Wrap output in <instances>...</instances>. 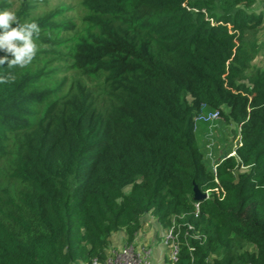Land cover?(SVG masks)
Segmentation results:
<instances>
[{
	"label": "trees",
	"instance_id": "16d2710c",
	"mask_svg": "<svg viewBox=\"0 0 264 264\" xmlns=\"http://www.w3.org/2000/svg\"><path fill=\"white\" fill-rule=\"evenodd\" d=\"M254 1L80 0L96 30L71 64L106 71V106L61 94L48 59L0 66L15 76L0 83V264H102L110 234L137 241L145 214L177 231L160 264H264V47L242 78ZM205 109L236 124L214 172L195 136Z\"/></svg>",
	"mask_w": 264,
	"mask_h": 264
},
{
	"label": "rangeland",
	"instance_id": "374dc122",
	"mask_svg": "<svg viewBox=\"0 0 264 264\" xmlns=\"http://www.w3.org/2000/svg\"><path fill=\"white\" fill-rule=\"evenodd\" d=\"M261 2L262 0H255L248 7L257 8ZM3 10L13 11L21 23L44 19L50 24L47 30H42L45 26H39L41 31L37 37H34L38 52L33 62L41 58L48 59L47 64L54 68L55 78L62 80L61 94H64L70 84L68 95L80 91L98 106H106L109 103L111 96L108 93L106 71L95 69L92 72H85L71 64L74 58L70 48L76 38L84 33L88 27L86 24L90 20L87 18L89 11L81 5L80 0H0V11ZM88 29L96 30L93 26H89ZM243 39L248 42L249 47L254 48L250 51V65L242 75V78H246L253 66L260 65L264 47V23L258 28L246 30ZM207 110L205 109V111ZM231 127L235 128L236 124L224 121L221 115L197 122L195 136L199 143H205L206 154L210 152L208 157L211 158L210 162L220 154H224L227 149H232L235 139H231ZM128 189L129 184L122 187L123 191ZM144 217L146 220L142 223L138 240L151 246L152 260L157 252V257L154 259L156 262L153 264H160L163 252H167V254L170 252L169 245L160 244L164 229L149 214H145ZM115 239L113 237L110 240L111 249L118 248L123 244V242L115 244ZM111 249H108L107 253Z\"/></svg>",
	"mask_w": 264,
	"mask_h": 264
},
{
	"label": "clouds",
	"instance_id": "9594fccd",
	"mask_svg": "<svg viewBox=\"0 0 264 264\" xmlns=\"http://www.w3.org/2000/svg\"><path fill=\"white\" fill-rule=\"evenodd\" d=\"M40 31L36 22L21 23L13 11H0V51L6 53L0 57V66L6 64L8 69L28 67L36 58L38 46L34 37ZM14 80L11 73L0 75V83H12Z\"/></svg>",
	"mask_w": 264,
	"mask_h": 264
},
{
	"label": "built area",
	"instance_id": "2783aa9c",
	"mask_svg": "<svg viewBox=\"0 0 264 264\" xmlns=\"http://www.w3.org/2000/svg\"><path fill=\"white\" fill-rule=\"evenodd\" d=\"M218 116L217 109L207 110L205 113L201 112L196 115V119L208 120ZM227 153H233L231 149ZM210 155V152L207 153V156ZM210 168L214 172L215 170V161L210 162ZM207 190H203L204 196H207ZM197 202H194L195 211H197ZM189 227V225H188ZM163 239L160 244L166 246L169 245V254L170 258H176V251L178 247L177 240V231H174L173 226H167L162 233ZM191 235L194 236L191 232ZM151 246L146 242L134 241L123 243L120 247L111 249L108 253V256L104 259L102 264H151L152 260ZM151 257V258H150Z\"/></svg>",
	"mask_w": 264,
	"mask_h": 264
},
{
	"label": "crops",
	"instance_id": "0c3cea01",
	"mask_svg": "<svg viewBox=\"0 0 264 264\" xmlns=\"http://www.w3.org/2000/svg\"><path fill=\"white\" fill-rule=\"evenodd\" d=\"M113 237L116 238L115 241H114V243H115V244H119L120 242H123V241H124L125 233H124L123 230H117V231L112 232V233L110 234V240H112ZM116 240H117V241H116ZM122 240H123V241H122ZM111 243H113V242H111ZM156 257H157V252H155V257H154V259H155ZM154 259L151 260V264H153L154 262H156V261H154Z\"/></svg>",
	"mask_w": 264,
	"mask_h": 264
},
{
	"label": "water",
	"instance_id": "95a60500",
	"mask_svg": "<svg viewBox=\"0 0 264 264\" xmlns=\"http://www.w3.org/2000/svg\"><path fill=\"white\" fill-rule=\"evenodd\" d=\"M204 193L196 186H192V197L193 199H200L204 197Z\"/></svg>",
	"mask_w": 264,
	"mask_h": 264
}]
</instances>
